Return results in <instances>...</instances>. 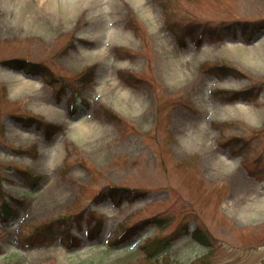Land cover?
<instances>
[{
  "label": "rangeland",
  "instance_id": "1",
  "mask_svg": "<svg viewBox=\"0 0 264 264\" xmlns=\"http://www.w3.org/2000/svg\"><path fill=\"white\" fill-rule=\"evenodd\" d=\"M104 1L0 0V199L19 211L0 219V264H264V0H109L114 14ZM180 14L198 43L168 20ZM30 114L63 125L57 154ZM142 229L167 250L149 257Z\"/></svg>",
  "mask_w": 264,
  "mask_h": 264
},
{
  "label": "trees",
  "instance_id": "2",
  "mask_svg": "<svg viewBox=\"0 0 264 264\" xmlns=\"http://www.w3.org/2000/svg\"><path fill=\"white\" fill-rule=\"evenodd\" d=\"M113 188L116 189L117 191H121L120 187H118L116 185H114ZM118 194H120V193H118ZM16 214H18L17 208L14 205H11L4 197H2L0 199V217H1V219L4 222H7V221H9V219L14 217ZM98 223H101V221H98ZM159 224L162 225V223H159ZM49 227H50V223H47L40 228L37 227L35 229L33 235H30L28 237V241L31 240L32 238H34L35 236L40 235L38 232L45 231ZM46 234L47 235H45V234L43 235V236H45L46 240H49L50 238H52V234H53L52 229H49V231ZM194 236L198 240H201L204 243L209 242L207 235L204 234L203 232L199 231V230L194 232ZM42 240H44V238H42ZM166 244H167L166 239H159V240L151 241V243L147 246V247H149V256L152 257L155 254H157L158 251L165 249ZM205 261H206L205 259L200 260V262H205Z\"/></svg>",
  "mask_w": 264,
  "mask_h": 264
},
{
  "label": "bare ground",
  "instance_id": "3",
  "mask_svg": "<svg viewBox=\"0 0 264 264\" xmlns=\"http://www.w3.org/2000/svg\"><path fill=\"white\" fill-rule=\"evenodd\" d=\"M104 3H106L105 4V6H104V11L106 10V12L109 14V13H111V14H114V11H113V6H112V4L111 3H109V0H107V1H104ZM149 13L151 14V15H154V16H156L155 15V10L152 8H150V10H149ZM108 34H109V37H110V40H111V36H112V33L111 32H108ZM108 45V44H107ZM103 51H104V53L105 54H108V47H105L104 49H103ZM189 61H186V62H184L186 65H185V73H186V75L188 74V71H189V68H188V66H187V63H188ZM191 72V71H190ZM17 83L16 84H18L19 86H23V85H25V84H28V81L26 80V79H24L23 77H21V78H19L18 79V81H16ZM201 127L199 128V129H196V131L195 132H193L194 134H192L191 136L193 137V136H195V137H193L192 138V140H199V139H203V140H205L206 138H207V136H208V134H206V133H203V134H200V131H201ZM198 135H200L201 136V138L198 136ZM61 137H58V139L56 140V142L60 139ZM52 152H51V154H56L57 152H58V146L56 145V144H53L52 145ZM237 210H239L240 211V213H241V215L242 216H244V217H249L250 215H249V213H248V211H249V208H248V205H245V206H240ZM238 211V212H239Z\"/></svg>",
  "mask_w": 264,
  "mask_h": 264
}]
</instances>
